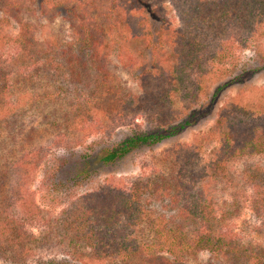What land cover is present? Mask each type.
Wrapping results in <instances>:
<instances>
[{
  "label": "trees",
  "instance_id": "1",
  "mask_svg": "<svg viewBox=\"0 0 264 264\" xmlns=\"http://www.w3.org/2000/svg\"><path fill=\"white\" fill-rule=\"evenodd\" d=\"M170 1L181 19V25L176 29L179 30L178 40H175V35L171 36L175 55L174 60L167 64L154 54L157 41L143 23L151 12L144 0L143 4L138 2L135 6L133 1L130 3L128 0H109L107 3L106 0H40L37 4L42 13H47V7L51 6L59 13L71 14L76 19L72 37L63 46L41 49L34 42L33 34L27 32L30 25L22 23V38H10L15 46L11 59H17V67L7 66L8 60H0V97L10 87L24 95L19 98L21 102L18 100L16 104L3 108L5 139L23 147L25 144L30 146L34 135L39 136L37 130L32 127L24 133L17 128L24 123V117L29 112L39 113L40 106V112L44 113L40 135L49 137L47 132H50L52 136H57L58 140H54L57 144L61 138L81 131L85 123L99 120L97 113L109 118L112 113L126 115L142 108L150 109L154 103L161 107L163 100L177 95L183 99L190 98L194 93L189 92L190 85L185 83V88L180 86L186 71H201L207 65L208 59L202 57L205 53L204 38L213 40L215 36L218 39L226 29L241 36V41L258 54V65H244L217 82L209 105L201 109L193 108L177 120L160 114V124L156 123L150 129L130 128L118 140L92 149L87 156H77L74 161L79 165L78 171L70 180L75 184L90 174L88 168L93 159L101 165H109L136 149L157 146L179 136L209 113V107L226 87L241 83L251 74L264 69V0ZM17 3L15 0H0L1 12L17 7ZM138 7L140 14L136 13ZM97 8H101L98 12L101 21L88 23L87 19H92L89 12L97 11ZM77 20L79 25H76ZM131 37L144 38L148 45H152L150 58L154 59L139 72L131 60L130 67L135 69L137 87L128 85L117 76V72L110 68L104 50L110 43L120 50L127 46ZM207 47L213 52L211 56L218 58L219 62L228 58L223 41L216 44L213 40ZM123 57L124 53L120 50L116 58L121 60ZM150 78L153 83H150ZM51 79L55 82L61 80L65 86L54 87L52 82L49 85L46 80ZM35 81L43 87L41 93L30 88ZM47 86L53 87L48 89ZM43 105L48 109L44 110ZM240 113L227 112L226 109L225 113L216 116L209 135L219 141L221 153L216 161L207 166V170L188 171L189 160L182 157L173 160L175 166L171 174L156 173L134 183L127 190L106 187L84 193L61 211L53 229L39 239L20 228L16 220L4 217L0 220V258H15L18 256L15 254L29 242L37 239L49 243L59 235L70 250L87 256L91 261L179 264L186 254L194 252L192 250H205L232 264H264L263 250L240 247L234 238L222 235L218 230L220 219L215 217V207L207 196L211 184L227 179L224 171L229 161L264 154V106L252 110L250 115ZM5 143L0 141V152L5 155L2 163L14 170L18 163L9 158L10 151ZM25 154L22 153V158L26 157ZM64 157L63 163L69 162ZM63 163L57 168L64 166ZM243 178L254 187L258 197L255 202L263 201L264 166L244 167ZM52 185L58 187L60 183L53 181ZM151 199L163 205V211L157 215L150 210ZM144 227L150 233L148 242L136 236ZM162 252L169 255L171 261ZM40 264L75 263L63 258L48 259Z\"/></svg>",
  "mask_w": 264,
  "mask_h": 264
},
{
  "label": "rangeland",
  "instance_id": "2",
  "mask_svg": "<svg viewBox=\"0 0 264 264\" xmlns=\"http://www.w3.org/2000/svg\"><path fill=\"white\" fill-rule=\"evenodd\" d=\"M15 1H18L17 7L10 8L6 12H1L0 9V60H8L7 66L17 67V59H11L15 46L10 38L22 36H20L22 23L30 25L27 32L33 34L34 42L41 49L48 46H63L69 42L76 20L71 14L59 13L51 6L47 7V13H42V8L38 7L40 0ZM132 1L134 6L138 2L143 4V0H128L130 3ZM107 2L109 0H106ZM144 2L151 12L143 23L153 35L155 42L157 41L154 45V54L158 60L163 59V62L168 64V61L174 60L175 55L173 51L175 44L172 43L171 36L175 35V40H178L179 30L176 29L181 25V19L170 0H144ZM100 9L89 12L92 19H87L88 23L101 21V15L98 13ZM136 13H141L139 7L136 8ZM76 25H79L78 20ZM214 38L216 44L223 41L228 58L223 62H219L218 58L214 59L211 56L213 52H210L207 47L213 43V40L210 37L204 38L205 53H202V57L208 59L207 65L201 71L188 69L185 73L187 77L184 76L180 84L185 88L187 86L185 83H188L189 92H194L193 96L186 97L187 99L179 95L172 99L166 98L162 101L161 107L154 103L152 105L155 108L153 106L150 109L142 108L126 115L112 113L111 117L104 118L97 113L99 120L85 123L86 126L81 131L61 138L58 145L55 143L58 140L57 136H52L50 132H47L49 137L45 134L44 137L40 135L44 115L40 112L42 106L38 107L39 113L29 112L24 117V123L17 128L24 133H28L32 127L37 130L39 136L34 135L35 139L30 146L25 144L23 147L21 144L5 139L3 108L16 104L24 95L20 90L10 87L6 94L0 97V141L6 142L5 145L10 151L9 158L16 160L18 167L14 170L8 169L2 163L5 155L0 152V220H4L6 216L9 219L12 218L25 232L33 233L39 239L53 229L61 211L84 193L106 187H120L127 190L134 183L156 173L171 174L174 171L171 169L175 166L172 163L173 160H180L182 157L189 160L188 171L207 170V166L216 161L221 153L219 141L212 139L209 135L210 130L214 128L216 116L225 113L226 109L227 112L233 111L236 114L242 110L240 115H245L263 107L264 69L251 74L241 83L226 87L209 107V113L179 136L157 146L136 149L109 165H101L93 159L89 163V175L75 184L70 181L71 177H74L73 173L78 171L79 165L74 161L77 156H87L92 149H99L108 142L118 140L130 128L150 129L156 123L160 124V114H167L166 118L177 120L193 108L201 109L209 105L212 89L217 82L224 80L232 70L238 71L244 65L253 67L259 64L258 54L254 52V49L247 47V43L241 41V36L234 35L231 30L226 29L221 36H218V39L215 36ZM151 46L144 38L131 37L127 46L120 49L124 53L121 60L116 58L120 50L112 43L108 44L104 50L108 55L110 68L117 72V76L128 85L137 87L138 82L134 79L135 69L130 67V62L131 60L134 62L138 72L149 65L154 60L150 58ZM198 54L199 52L196 53ZM139 65L141 66L138 67ZM149 80L150 83L154 82L151 78ZM46 82L49 85L52 82L54 87L65 86L61 80L55 82L51 79ZM39 84L35 81L33 86H30L33 92L41 93L44 90L43 87H39ZM1 86L2 82H0V88ZM53 86L47 87L49 89ZM11 90L12 93H10ZM43 108L48 109L45 105ZM24 152L26 157L22 158L21 155ZM64 156L69 162L63 163ZM61 163L64 166L60 165L58 169L57 165ZM256 164L264 166V154L229 161L224 171L227 179H220L211 184L207 196L215 207V217L220 219L218 230L222 235L228 239L234 238L240 247L242 245L253 248L252 251H264V200L260 203L255 202L258 198L255 189L243 178L244 167ZM53 181L60 185L54 187ZM151 201L150 210H153L154 215L163 211L161 202L153 199ZM136 236L148 242L150 238L148 228L144 227ZM192 251L194 252L186 254L179 264H232L205 250ZM162 254L171 261L169 255L167 256L165 252ZM15 255L18 256L0 258V264H40L48 259L63 258L75 264H118L116 261H91L87 256L76 254L67 247L66 241H63L59 235H56L49 243H42L37 239L29 242Z\"/></svg>",
  "mask_w": 264,
  "mask_h": 264
}]
</instances>
